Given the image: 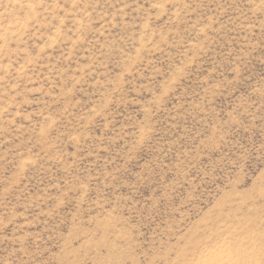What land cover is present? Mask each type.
<instances>
[{"label":"rangeland","instance_id":"1","mask_svg":"<svg viewBox=\"0 0 264 264\" xmlns=\"http://www.w3.org/2000/svg\"><path fill=\"white\" fill-rule=\"evenodd\" d=\"M264 264V0H0V264Z\"/></svg>","mask_w":264,"mask_h":264},{"label":"bare ground","instance_id":"2","mask_svg":"<svg viewBox=\"0 0 264 264\" xmlns=\"http://www.w3.org/2000/svg\"><path fill=\"white\" fill-rule=\"evenodd\" d=\"M216 253H208L202 260L195 264H240L238 255L228 247L216 249Z\"/></svg>","mask_w":264,"mask_h":264}]
</instances>
